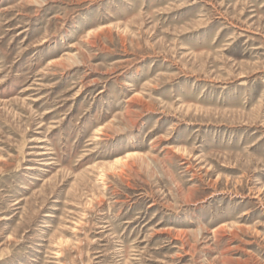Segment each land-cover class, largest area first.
<instances>
[{"label":"rangeland","instance_id":"374dc122","mask_svg":"<svg viewBox=\"0 0 264 264\" xmlns=\"http://www.w3.org/2000/svg\"><path fill=\"white\" fill-rule=\"evenodd\" d=\"M0 264H264V0H0Z\"/></svg>","mask_w":264,"mask_h":264}]
</instances>
